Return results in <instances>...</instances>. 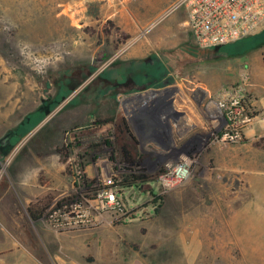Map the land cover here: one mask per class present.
<instances>
[{
    "label": "rangeland",
    "instance_id": "1",
    "mask_svg": "<svg viewBox=\"0 0 264 264\" xmlns=\"http://www.w3.org/2000/svg\"><path fill=\"white\" fill-rule=\"evenodd\" d=\"M175 2L0 0V143L54 99V78L84 74L103 54L128 59L134 48L193 57L184 73L200 111L188 142L168 138L169 129L159 140L146 132L139 166L122 162L112 131L102 152L88 151L83 160L87 139L76 135L91 104L79 103L84 83L63 90L61 106L77 104L60 115L71 125L59 134L50 126L37 137V127L26 128L8 152L0 147V264H264V46L193 48L192 32L181 23L186 12ZM241 83L250 120L238 140L224 144L211 106L219 91ZM69 141L65 161L57 149ZM194 149L189 179L166 188L164 162Z\"/></svg>",
    "mask_w": 264,
    "mask_h": 264
},
{
    "label": "flooded vegetation",
    "instance_id": "2",
    "mask_svg": "<svg viewBox=\"0 0 264 264\" xmlns=\"http://www.w3.org/2000/svg\"><path fill=\"white\" fill-rule=\"evenodd\" d=\"M244 44L246 43L236 42L235 46L236 48H240ZM190 45L198 50L201 48L196 42L194 45ZM148 54L149 55L146 54L143 57L129 58L125 60L114 57V59H111L110 61V58L103 54V57L100 59L101 64L91 65L89 68L86 67L84 74H64L59 78L56 75L57 78H54V83L57 93L54 99L49 98L45 103L43 101L35 111L31 112L19 123L18 127L12 128L5 133L0 143V147L3 148V154L14 147L21 137L29 133L26 128L34 129L37 127L33 132V134L37 133V137L50 126L59 130V134L61 130L64 129L65 123L71 125V121H67V123L64 118L60 117V115L68 108H70L68 110L70 111L71 108L77 104H73L74 100H70L67 101L68 103L66 102L61 106L62 100L57 99V97L62 95L63 90L70 91L72 85H77L76 87H78L79 84L81 85L83 83L84 93L81 95L82 98L79 103L91 104L87 113V122H83L84 125H80L82 129L80 133L76 135L80 138L87 139V143L80 148L85 152V154L83 153V155H80L83 160L84 157L87 156L88 151H93L95 154L102 152V147L108 143V141H104L103 136L104 134H109L110 131H112V136L117 140V151L123 155L122 162H124L125 165H131L132 167L139 166L143 162V160L136 157V154L138 150L141 152L144 149V141L146 140L144 136L146 135V132L149 131V125H153L156 129L160 127L164 133L162 137H156L158 140L160 138H167L166 136L170 133L171 136L168 135V138L170 137L173 141H190L195 134L193 137H190L189 133L197 130L199 125H190L191 123L187 122L186 124L190 125L189 127L181 123L180 125H176V123L173 122L174 118H178V121L179 119L182 120V117L180 116V113H177L179 112L177 109H175V111L173 110L172 101L159 100L158 103L156 102V104L152 105L148 102L142 103L135 101L133 96L134 92L146 90L150 87H166L173 85L179 79H183V77L187 80L189 75L188 73H184L185 62L192 61L194 58H181L178 54L166 55L164 52L161 54ZM182 71L183 73H181ZM122 93L129 94V96ZM119 95L121 99L119 98ZM122 96L128 98V101L123 102ZM246 103L247 99L245 101V107ZM211 107L213 110L217 108L213 106ZM56 109L60 110L58 112L59 117L56 116L58 114L55 112ZM212 109H207V112L210 110L207 117H211L210 113ZM53 112L55 113V117L51 116L48 120L51 118L54 119L48 126L46 125V127H44L46 123L43 120ZM160 114H162V116ZM167 115H170L171 117H168ZM77 127L78 126L75 125L73 127L71 126L66 131V134H71L72 130H75ZM166 129H169L168 131H170L168 134ZM218 129L220 130V133L216 137L220 142V137L223 133L220 128ZM149 144L151 145L152 143ZM71 147L72 142L69 141L68 146L62 145L61 148L57 149L58 152L63 151L65 161H67L68 157L71 155ZM194 150L195 151L191 152L180 151L176 154L171 153L170 156L173 159L170 160L177 162L181 154H184L191 158L194 164L193 155L198 149ZM111 160L112 162L115 161L113 149L111 150ZM193 164L190 168V174L192 172ZM85 165L86 164L84 163L81 164L82 167ZM128 169L131 170V168ZM162 170L167 172L165 167ZM41 208L42 212H44L48 207L43 206ZM34 210L35 212H38L37 209Z\"/></svg>",
    "mask_w": 264,
    "mask_h": 264
},
{
    "label": "built area",
    "instance_id": "3",
    "mask_svg": "<svg viewBox=\"0 0 264 264\" xmlns=\"http://www.w3.org/2000/svg\"><path fill=\"white\" fill-rule=\"evenodd\" d=\"M174 7L185 10L183 23L201 48L236 42L256 33L264 24V0H176ZM214 100L218 103L214 121L223 133L220 141L226 144L238 140L250 120L245 107L246 85L225 87Z\"/></svg>",
    "mask_w": 264,
    "mask_h": 264
},
{
    "label": "crops",
    "instance_id": "4",
    "mask_svg": "<svg viewBox=\"0 0 264 264\" xmlns=\"http://www.w3.org/2000/svg\"><path fill=\"white\" fill-rule=\"evenodd\" d=\"M186 17L181 20V23L185 21ZM146 49H132L129 52V57L139 58L143 57L146 53ZM129 59V58H128ZM194 75H192V78ZM149 92L148 94H145ZM196 88L191 84V79L187 78L178 80L175 84L166 87H150L146 90L134 92L133 99L142 103L148 102L149 104H156L158 101H172L173 110L177 109V113H180L183 121L191 123V125H199L200 123V111L197 107ZM172 110V111H173ZM162 116V114H160ZM150 131V132H149ZM148 133L155 137H162L164 133L160 129L154 128L153 125H149ZM158 132V133H157ZM163 133V134H162Z\"/></svg>",
    "mask_w": 264,
    "mask_h": 264
},
{
    "label": "clouds",
    "instance_id": "5",
    "mask_svg": "<svg viewBox=\"0 0 264 264\" xmlns=\"http://www.w3.org/2000/svg\"><path fill=\"white\" fill-rule=\"evenodd\" d=\"M179 161L180 162L167 160L164 162L167 173L165 176L161 177V180L166 188L178 185L188 180L190 177V168L193 164L192 159L181 154Z\"/></svg>",
    "mask_w": 264,
    "mask_h": 264
},
{
    "label": "trees",
    "instance_id": "6",
    "mask_svg": "<svg viewBox=\"0 0 264 264\" xmlns=\"http://www.w3.org/2000/svg\"><path fill=\"white\" fill-rule=\"evenodd\" d=\"M248 38H246V39L242 38L236 42H243V43L249 44L253 48L264 46V29L261 32L257 33L256 35H253L251 38H249V39ZM236 42H233V43H230V44L224 45V46H229V45L234 44ZM131 177L132 178H142V175H140V176L132 175ZM40 215H41V211H38L37 213L34 212V217H39Z\"/></svg>",
    "mask_w": 264,
    "mask_h": 264
},
{
    "label": "bare ground",
    "instance_id": "7",
    "mask_svg": "<svg viewBox=\"0 0 264 264\" xmlns=\"http://www.w3.org/2000/svg\"><path fill=\"white\" fill-rule=\"evenodd\" d=\"M215 101V100H214ZM216 102V105H217V107H218V103H217V101H215Z\"/></svg>",
    "mask_w": 264,
    "mask_h": 264
}]
</instances>
